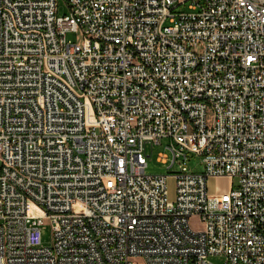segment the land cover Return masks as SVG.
<instances>
[{
	"label": "built area",
	"instance_id": "built-area-1",
	"mask_svg": "<svg viewBox=\"0 0 264 264\" xmlns=\"http://www.w3.org/2000/svg\"><path fill=\"white\" fill-rule=\"evenodd\" d=\"M65 1L0 0V264H264V0Z\"/></svg>",
	"mask_w": 264,
	"mask_h": 264
},
{
	"label": "rangeland",
	"instance_id": "rangeland-1",
	"mask_svg": "<svg viewBox=\"0 0 264 264\" xmlns=\"http://www.w3.org/2000/svg\"><path fill=\"white\" fill-rule=\"evenodd\" d=\"M178 11H191L188 7V5L181 6ZM69 13V8L67 6V3L65 0H58V14L59 15H65ZM66 38L68 41L79 43L83 40V35L81 32H68L66 34ZM171 145L170 139H163L160 144L151 146V144L147 145V153L149 157L147 158V168L146 172L149 174H165L170 175L167 179V186H168V192H169V199L174 200L176 195V179L174 178L176 172L180 170V166L178 163L170 167L171 161H172V154L169 150V146ZM166 155L167 162H162L161 156ZM186 167L195 172H202L205 170L204 164L202 161V157L199 155H193L192 157H189V159L186 162ZM216 184L215 179H210V185L211 188L214 189ZM219 188L220 190L226 188V183L224 180L219 181ZM193 224H195V221H193ZM52 243V228L50 224H46V226L42 230V245L43 246H50ZM211 261L215 264H222L223 258L220 256H213L211 257Z\"/></svg>",
	"mask_w": 264,
	"mask_h": 264
},
{
	"label": "crops",
	"instance_id": "crops-1",
	"mask_svg": "<svg viewBox=\"0 0 264 264\" xmlns=\"http://www.w3.org/2000/svg\"><path fill=\"white\" fill-rule=\"evenodd\" d=\"M214 179V178H213Z\"/></svg>",
	"mask_w": 264,
	"mask_h": 264
}]
</instances>
